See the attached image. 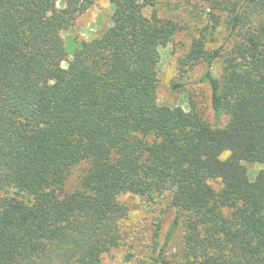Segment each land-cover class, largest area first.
Here are the masks:
<instances>
[{
    "label": "trees",
    "instance_id": "1",
    "mask_svg": "<svg viewBox=\"0 0 264 264\" xmlns=\"http://www.w3.org/2000/svg\"><path fill=\"white\" fill-rule=\"evenodd\" d=\"M97 1L0 0V264H107L123 195L172 211L138 264H264V0H175L186 23L110 0L111 25L69 57L62 33ZM183 32L169 86L203 65L212 121L158 102Z\"/></svg>",
    "mask_w": 264,
    "mask_h": 264
},
{
    "label": "rangeland",
    "instance_id": "2",
    "mask_svg": "<svg viewBox=\"0 0 264 264\" xmlns=\"http://www.w3.org/2000/svg\"><path fill=\"white\" fill-rule=\"evenodd\" d=\"M160 15L174 16L179 21L188 22L187 8L177 4L175 0H151ZM151 8L147 9V13ZM112 9L110 0H98L86 13L80 15L75 24L67 32L62 33L66 41L69 57L77 50L79 43L98 37L111 25ZM189 33L183 32L175 38L174 43L161 50V59L158 67L159 87L158 102L160 104L178 105L186 111L195 109L209 121H212L210 108V91L205 82L200 79L205 71L203 65H195L187 68L183 73L182 81L185 87L181 90H172L169 80L180 75L179 58L187 50ZM66 63H63L65 66ZM219 69V67H218ZM190 98L195 109L189 104ZM227 152L221 159L226 158ZM248 176L253 180L262 168L259 163L246 162ZM216 188L217 182H212ZM120 201L125 204L127 214L122 221V241L118 247L106 257L107 264H138V260H144L153 249L162 245L166 228L171 219L172 211L168 206L166 195L154 198L134 197L123 195ZM131 256L128 257L127 254Z\"/></svg>",
    "mask_w": 264,
    "mask_h": 264
}]
</instances>
